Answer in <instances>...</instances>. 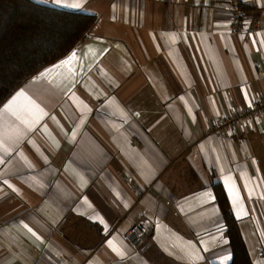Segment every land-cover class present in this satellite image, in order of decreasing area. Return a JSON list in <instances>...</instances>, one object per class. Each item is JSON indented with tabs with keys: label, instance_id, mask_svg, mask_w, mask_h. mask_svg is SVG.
Here are the masks:
<instances>
[{
	"label": "crops",
	"instance_id": "0c3cea01",
	"mask_svg": "<svg viewBox=\"0 0 264 264\" xmlns=\"http://www.w3.org/2000/svg\"><path fill=\"white\" fill-rule=\"evenodd\" d=\"M33 1L97 21L0 108V264H230L219 183L264 264V115L212 133L264 95V0Z\"/></svg>",
	"mask_w": 264,
	"mask_h": 264
},
{
	"label": "trees",
	"instance_id": "16d2710c",
	"mask_svg": "<svg viewBox=\"0 0 264 264\" xmlns=\"http://www.w3.org/2000/svg\"><path fill=\"white\" fill-rule=\"evenodd\" d=\"M96 21L94 15L33 0H0V108L44 69L71 54ZM213 193L227 227L230 264H254L225 188L215 184Z\"/></svg>",
	"mask_w": 264,
	"mask_h": 264
},
{
	"label": "built area",
	"instance_id": "2783aa9c",
	"mask_svg": "<svg viewBox=\"0 0 264 264\" xmlns=\"http://www.w3.org/2000/svg\"><path fill=\"white\" fill-rule=\"evenodd\" d=\"M247 1L248 0H229V3L225 6V10L232 17V30L235 33H243L245 30L247 13L243 7ZM84 40H86V38H84ZM257 68L259 76L263 77L261 66ZM262 115H264V95L259 96L252 107L225 116L220 121L215 122L212 126V133L221 135L228 133L233 137H237L241 128L248 127L254 120ZM126 185L138 199H142V197L148 193H153L151 186H142L133 176H128L126 178ZM154 195L158 197V194L154 193ZM148 236L149 229L145 224L139 221L127 231L124 238L135 249H139L145 245Z\"/></svg>",
	"mask_w": 264,
	"mask_h": 264
},
{
	"label": "snow or ice",
	"instance_id": "6c2138e0",
	"mask_svg": "<svg viewBox=\"0 0 264 264\" xmlns=\"http://www.w3.org/2000/svg\"><path fill=\"white\" fill-rule=\"evenodd\" d=\"M61 2V0H57V3H60ZM68 6H75V5H68ZM20 96H23V93H20L19 94ZM16 103V101L14 100L13 101V105ZM8 111H12V105H9L8 106V109H7ZM13 114H15V113H13Z\"/></svg>",
	"mask_w": 264,
	"mask_h": 264
},
{
	"label": "rangeland",
	"instance_id": "374dc122",
	"mask_svg": "<svg viewBox=\"0 0 264 264\" xmlns=\"http://www.w3.org/2000/svg\"><path fill=\"white\" fill-rule=\"evenodd\" d=\"M85 37H86V36H85ZM82 40H84V38H83Z\"/></svg>",
	"mask_w": 264,
	"mask_h": 264
}]
</instances>
